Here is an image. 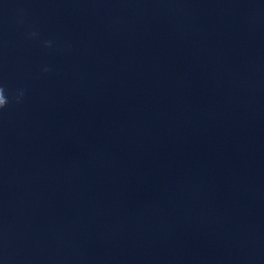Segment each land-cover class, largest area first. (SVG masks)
I'll use <instances>...</instances> for the list:
<instances>
[{
    "label": "clouds",
    "instance_id": "9594fccd",
    "mask_svg": "<svg viewBox=\"0 0 264 264\" xmlns=\"http://www.w3.org/2000/svg\"><path fill=\"white\" fill-rule=\"evenodd\" d=\"M29 38H35L38 34L36 32H31L28 34ZM52 41H45L44 46L47 48L52 47ZM44 73L51 71L47 66L42 68ZM27 89L26 88H16L10 90L4 83L0 82V113H3L10 104L20 105L24 102L26 97Z\"/></svg>",
    "mask_w": 264,
    "mask_h": 264
}]
</instances>
